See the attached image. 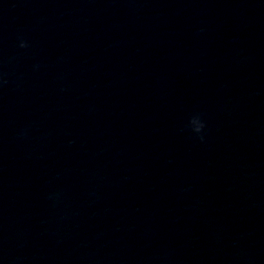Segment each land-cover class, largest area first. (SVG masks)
<instances>
[{"label":"clouds","instance_id":"clouds-1","mask_svg":"<svg viewBox=\"0 0 264 264\" xmlns=\"http://www.w3.org/2000/svg\"><path fill=\"white\" fill-rule=\"evenodd\" d=\"M26 46L27 45L24 42H21L20 47H26ZM193 124L196 125V127L194 128V131H196V132H199L201 130V128L203 127V125L198 124L197 121H195V120L193 121Z\"/></svg>","mask_w":264,"mask_h":264}]
</instances>
